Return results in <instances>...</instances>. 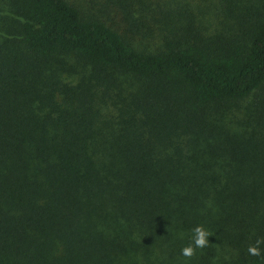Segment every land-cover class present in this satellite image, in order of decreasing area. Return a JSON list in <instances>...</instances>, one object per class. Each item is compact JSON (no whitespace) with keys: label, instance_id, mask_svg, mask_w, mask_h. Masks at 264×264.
Masks as SVG:
<instances>
[{"label":"trees","instance_id":"obj_1","mask_svg":"<svg viewBox=\"0 0 264 264\" xmlns=\"http://www.w3.org/2000/svg\"><path fill=\"white\" fill-rule=\"evenodd\" d=\"M0 8V264H264V0Z\"/></svg>","mask_w":264,"mask_h":264},{"label":"rangeland","instance_id":"obj_2","mask_svg":"<svg viewBox=\"0 0 264 264\" xmlns=\"http://www.w3.org/2000/svg\"><path fill=\"white\" fill-rule=\"evenodd\" d=\"M250 1L254 2V0H250ZM139 12H141V9ZM6 13H9V12H5L2 8H0V16L6 17L7 16ZM8 16H10V15H8ZM152 21L155 23L154 19H152ZM227 22H229L230 25L226 26V28H229V27L239 28V26L238 27L235 26V23L233 20L227 21ZM240 26H242V25H240ZM221 27H222V24L218 26V28H221ZM144 31H145V28L143 27V25H141V32L143 33ZM153 31H154V29L147 27V30L144 33H151ZM0 33L4 34V32L1 30H0ZM146 39H147V37H142L140 39L143 47L153 48L154 41H152V39L151 40H146ZM5 41H6V39L4 37L0 36V46H2ZM67 61H69V62H67L68 65L66 66V68L67 67L69 68L70 71H68V72L70 74L63 72V73H61L60 77L63 78V81H65L67 83L77 84L80 82V77H82V75H83L81 68H80V62H78L76 59H73V58H70ZM72 70H73V72H71ZM125 87L127 89L125 88L123 93H118L116 90H114L112 92L111 96L106 99V104L111 105V104L116 103V104H120V106H122V107L125 106L126 100H124V99H130V95H129V91H128L130 89V87H128V86H125ZM112 109L117 110L115 107H112Z\"/></svg>","mask_w":264,"mask_h":264},{"label":"clouds","instance_id":"obj_3","mask_svg":"<svg viewBox=\"0 0 264 264\" xmlns=\"http://www.w3.org/2000/svg\"><path fill=\"white\" fill-rule=\"evenodd\" d=\"M194 237L193 243L195 247H203L208 243L209 232L201 225H197L194 229ZM261 245H264V239L258 238L254 245H249L248 252L251 255H260L261 252ZM182 255L184 256H191L194 249L193 246L190 244L184 248H182Z\"/></svg>","mask_w":264,"mask_h":264}]
</instances>
